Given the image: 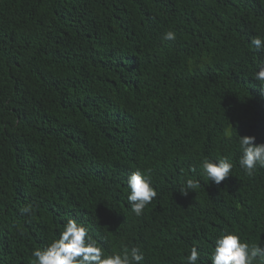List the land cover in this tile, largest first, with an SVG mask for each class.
<instances>
[{
	"label": "trees",
	"instance_id": "trees-1",
	"mask_svg": "<svg viewBox=\"0 0 264 264\" xmlns=\"http://www.w3.org/2000/svg\"><path fill=\"white\" fill-rule=\"evenodd\" d=\"M255 36L264 0H0V264H34L68 218L141 264L193 246L210 264L223 232L264 245V168L245 175L237 145L264 143ZM217 156L233 164L219 185L199 168ZM136 169L157 192L141 216ZM187 179L200 186L182 195Z\"/></svg>",
	"mask_w": 264,
	"mask_h": 264
},
{
	"label": "clouds",
	"instance_id": "clouds-1",
	"mask_svg": "<svg viewBox=\"0 0 264 264\" xmlns=\"http://www.w3.org/2000/svg\"><path fill=\"white\" fill-rule=\"evenodd\" d=\"M176 34L168 30L162 39L174 40ZM257 51H264V39L255 36L250 41ZM252 78L259 82L264 94V58L255 61ZM223 135L231 139V131L225 129ZM253 135H239L237 140L240 152L238 163L244 174L251 177L258 168H264V143H255ZM199 168L208 181L219 185L229 177L233 164L228 157L217 156L216 159L204 158ZM195 171V168L192 169ZM151 170L136 169L127 176V202L136 216H141L144 209L157 196L150 180ZM200 186V181L187 179L179 192L187 195ZM29 216L34 215L33 206L26 205L22 210ZM34 264H141L144 253L140 248H129L121 243L119 249L113 247L106 252L90 234V230L75 218H68L59 233L47 246L32 251ZM200 256L197 246H193L183 258L184 264H197ZM210 264H264V245L245 242L235 232H223L214 238V247L209 253Z\"/></svg>",
	"mask_w": 264,
	"mask_h": 264
}]
</instances>
